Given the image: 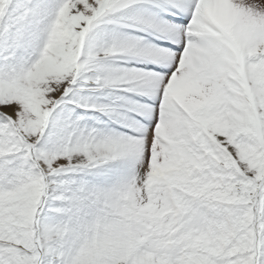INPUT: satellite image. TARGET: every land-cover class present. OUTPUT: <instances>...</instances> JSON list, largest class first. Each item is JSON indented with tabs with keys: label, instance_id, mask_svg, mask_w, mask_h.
<instances>
[{
	"label": "snow or ice",
	"instance_id": "obj_1",
	"mask_svg": "<svg viewBox=\"0 0 264 264\" xmlns=\"http://www.w3.org/2000/svg\"><path fill=\"white\" fill-rule=\"evenodd\" d=\"M0 264H264V0H0Z\"/></svg>",
	"mask_w": 264,
	"mask_h": 264
}]
</instances>
